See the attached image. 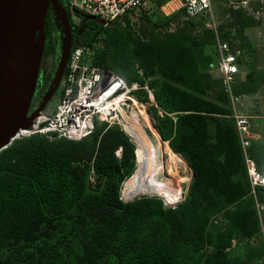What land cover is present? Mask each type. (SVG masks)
Returning a JSON list of instances; mask_svg holds the SVG:
<instances>
[{
    "label": "trees",
    "instance_id": "trees-1",
    "mask_svg": "<svg viewBox=\"0 0 264 264\" xmlns=\"http://www.w3.org/2000/svg\"><path fill=\"white\" fill-rule=\"evenodd\" d=\"M236 11L216 31L224 38L234 27L230 36L243 47L242 27L251 19ZM147 13H125L106 24L85 18L82 32L71 33L69 50L92 45L90 61L150 88L154 126L190 169L185 197L173 206L157 195L120 197L138 153L133 136L117 124L95 120L79 139H17L0 149V264H264L254 253L242 262L226 249L232 239L258 236L260 222L229 100L221 88L207 95L214 32L184 17L182 8L158 21ZM43 30L40 63L46 68L32 109L61 51L49 8ZM98 37L103 52L94 47ZM253 76L246 74L232 91H253ZM244 150L264 175V144L253 139ZM256 198L264 202V188H256ZM219 212L223 220L210 223Z\"/></svg>",
    "mask_w": 264,
    "mask_h": 264
},
{
    "label": "built area",
    "instance_id": "built-area-1",
    "mask_svg": "<svg viewBox=\"0 0 264 264\" xmlns=\"http://www.w3.org/2000/svg\"><path fill=\"white\" fill-rule=\"evenodd\" d=\"M178 1L184 17L199 18L214 32L215 68L229 100L242 147L249 194L253 197L260 220L264 202L256 198L255 190L264 188V175L256 169L253 159L244 150L249 143L247 128L250 119L236 109L238 99L232 91L241 49L230 35L226 38L218 36V20L214 16L211 0ZM153 3L154 0H65V8L73 16L85 14L102 18V24H106L112 20H120L125 13L139 14L147 11ZM226 4L232 9H240L255 20H264V0H227ZM170 28H173V24ZM92 50L93 47L89 44H78L69 50L61 80L62 93L54 109L39 110L28 125L18 127L9 136L7 145L32 134H40L47 139H79L91 133L95 120L103 121L106 125L117 124L125 131L123 123L132 116L135 108L140 107L145 111L144 95L152 97L146 83L127 81L112 69L93 63L90 61Z\"/></svg>",
    "mask_w": 264,
    "mask_h": 264
},
{
    "label": "water",
    "instance_id": "water-1",
    "mask_svg": "<svg viewBox=\"0 0 264 264\" xmlns=\"http://www.w3.org/2000/svg\"><path fill=\"white\" fill-rule=\"evenodd\" d=\"M48 3L61 17L64 36L53 78L36 106L29 111L38 76ZM95 19L104 23L102 18ZM70 41L66 8L58 0H0V149L7 145L9 136L18 127L28 125L46 105L60 80Z\"/></svg>",
    "mask_w": 264,
    "mask_h": 264
},
{
    "label": "rangeland",
    "instance_id": "rangeland-1",
    "mask_svg": "<svg viewBox=\"0 0 264 264\" xmlns=\"http://www.w3.org/2000/svg\"><path fill=\"white\" fill-rule=\"evenodd\" d=\"M165 1L166 0H156L155 3H153L151 5V7L147 10L149 12L147 14L150 15L149 19L151 21H158L161 17L167 16V15L173 13V12L169 11V8H171L169 4L163 5L162 8H159V6L162 5L163 3H165ZM212 2L214 4V6H216L215 8H216L219 16L223 15L224 11L227 12L228 14L232 13L234 15L239 13V11H236L235 9H231L228 6L226 7L224 5V3H225L224 0H212ZM214 6H212V10H213L214 16H216V10H215ZM47 8H48V5H47ZM52 15H53V13H52ZM57 15H58L57 17H55L53 15V18H54L57 26H59V28H60L59 29L60 33H61L60 40L62 43V38L64 36L63 31H64L65 27L62 23L60 15L58 13H57ZM56 20L60 21L61 24L59 22L57 23ZM199 21L200 20H198L197 22H199ZM173 28H168L167 31L173 32L174 31ZM93 44H94L95 49L100 50V52H103L102 50H103L104 46H103L102 38L98 37L95 40V42H93ZM209 53H211V52H209ZM215 71H216V69L215 70L211 69V72H212L214 77H212V76L210 77V75H209L210 73L207 71L208 76L211 78L210 87L207 90V95L211 96V97L215 96L216 90H218L219 86H220L219 82L217 81V77L214 75ZM143 99L144 100L146 99L145 104H144L145 113L148 115L152 125L154 126L152 109L150 107V104L154 103L153 96L150 97L147 95L146 98H143ZM56 103H57V99L51 98L48 102L46 101V105L44 106V108L42 110H44V111L50 110L51 111L54 109ZM235 106H236V109H237V107L239 109V105H235ZM139 109H142V108L136 107L132 116L127 118V120L124 123H126L129 120H132V118L136 115V113ZM240 111H241V113L249 116L253 113L254 107H252V105H250V102L248 101V103L246 104V107H244V109H241ZM254 115L255 116L251 115L252 117L249 120V124H248V128H247V136H248L249 142L254 139V140L260 141L261 143L264 144V112H262V113L255 112ZM129 138L133 142V140L130 136H129ZM48 140H53V139H48ZM161 140H163V139H161ZM175 154H176V156H175L174 163H173V171H174L173 176L175 177L174 179L177 182V191L178 192H176L175 194L170 195V196L162 195V194H158V193H143V194L135 195V196L130 197V198H126V197H123V195L121 193L122 190H121L120 191V197L123 200H129V199H132V198L140 196V195H157L162 199L163 204L165 206H173L176 202H179L180 200H182L187 193V189H188V185H189V181H190V169L186 165L184 159L179 154H177V153H175ZM124 183H125V181L123 182V185H124ZM123 185H122V189H123ZM255 194H256V190H255ZM263 211H264V209L262 210L261 214L263 213ZM210 219H211L210 223H220L223 220L220 212L217 213L216 215H214ZM259 222H260V229H259L258 236H253L251 239H246V240H234V239H232L230 245L226 248L228 250L229 255L236 257L238 260H240L242 262H247V260H249V258L252 256L253 253L256 254V257L258 260H262L264 258V252H261V249L264 245V220H262V216H261Z\"/></svg>",
    "mask_w": 264,
    "mask_h": 264
},
{
    "label": "bare ground",
    "instance_id": "bare-ground-1",
    "mask_svg": "<svg viewBox=\"0 0 264 264\" xmlns=\"http://www.w3.org/2000/svg\"><path fill=\"white\" fill-rule=\"evenodd\" d=\"M123 125L132 134L138 150V164L133 175L123 185V197L130 198L143 193L170 196L178 192L173 176L176 154L166 141L161 140L145 111L139 109L132 120Z\"/></svg>",
    "mask_w": 264,
    "mask_h": 264
},
{
    "label": "crops",
    "instance_id": "crops-1",
    "mask_svg": "<svg viewBox=\"0 0 264 264\" xmlns=\"http://www.w3.org/2000/svg\"><path fill=\"white\" fill-rule=\"evenodd\" d=\"M225 3L224 5L227 7L226 1L224 0ZM169 4L171 8H169L170 12H176L178 11L179 8V1L178 0H169L168 2L163 3L159 8H162L163 5ZM212 6H214L212 0H211ZM223 4V3H222ZM216 6H214L215 8ZM229 7V6H228ZM176 9V10H175ZM232 9V8H231ZM216 10V8H215ZM235 10H240V9H235ZM225 12V11H224ZM223 12V15L219 16L218 12L216 10V20H218L216 27L218 24L221 22H224L225 18L228 16V13ZM243 13V12H242ZM244 14V13H243ZM246 15V14H244ZM247 16V15H246ZM250 17V16H249ZM251 20H248V22L242 27L241 34L244 37V44L243 47L239 46V41L238 39H235L238 46L241 49L240 56L238 57V69L235 74V79L232 84L243 81L245 79L246 74L249 72H252L254 84H255V89L253 91L249 92H239V93H234V95L237 96L238 102L235 105H239L238 111L241 109H244L246 107V104L248 101L250 102V105L254 107V111L251 114L252 116H255V112H264V20H255L250 17ZM193 20H200L199 18ZM206 25V24H205ZM208 26V25H206ZM210 27V26H209ZM211 28V27H210ZM230 35L233 34L234 32V27H228ZM224 30V27H222V30ZM226 38V37H224ZM208 51L211 52L213 62L210 63V65L205 69V71L209 72L210 77H214L211 69H216L215 68V63H216V52H215V44L214 41L212 45L208 48ZM214 75L217 77V81L219 82V89L222 88L221 82H220V75L218 72H214ZM219 89L216 90V95L219 92ZM225 93V92H224ZM256 99V100H255ZM241 108V109H240ZM50 111V110H49ZM241 112V111H240ZM251 115H249V119H251Z\"/></svg>",
    "mask_w": 264,
    "mask_h": 264
},
{
    "label": "flooded vegetation",
    "instance_id": "flooded-vegetation-1",
    "mask_svg": "<svg viewBox=\"0 0 264 264\" xmlns=\"http://www.w3.org/2000/svg\"><path fill=\"white\" fill-rule=\"evenodd\" d=\"M58 2H59V4L61 5V6H64V7H66L65 6V0H58ZM48 8L50 9V12H52L53 13V15L55 16V17H57L58 15H57V13L55 12V10H54V8L52 7V5L50 4V3H48ZM66 14H67V17H68V21H69V25H70V36H71V33H72V35L73 36H76V35H79L81 32H82V24H83V22H84V20H85V18H88V19H93L94 20V17H83L82 15H78L77 17L76 16H73L72 14H70V12L67 10V8H66ZM57 21V20H56ZM60 23V21H57V23ZM61 24V23H60ZM80 24V26L78 27V28H76L74 25H79ZM58 29H60L59 28V26H58ZM60 35H61V33H60ZM45 65L43 64H41V63H39V69H38V76H37V78H38V80H36V91L34 90L33 92H32V95H31V99H30V104H29V111L32 109V99H33V96L34 95H37L38 94V88L41 86V83H42V81L44 80V70H45ZM43 75V76H42ZM49 82H50V80L48 81V83H47V85L44 87V89H43V91L42 92H40V98H41V95H42V93L45 91V89L48 87V84H49ZM60 87H61V78H60V80H59V82H58V84H57V86L55 87V89H54V91L52 92V94L50 95V97L47 99V102L51 99V98H55V99H58V96H59V93H60ZM40 98H39V100H40ZM38 100V101H39Z\"/></svg>",
    "mask_w": 264,
    "mask_h": 264
}]
</instances>
